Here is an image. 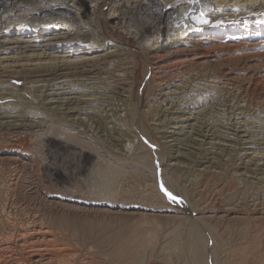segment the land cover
<instances>
[{
  "label": "rangeland",
  "instance_id": "rangeland-1",
  "mask_svg": "<svg viewBox=\"0 0 264 264\" xmlns=\"http://www.w3.org/2000/svg\"><path fill=\"white\" fill-rule=\"evenodd\" d=\"M3 1L8 254L264 264V0Z\"/></svg>",
  "mask_w": 264,
  "mask_h": 264
},
{
  "label": "bare ground",
  "instance_id": "bare-ground-1",
  "mask_svg": "<svg viewBox=\"0 0 264 264\" xmlns=\"http://www.w3.org/2000/svg\"><path fill=\"white\" fill-rule=\"evenodd\" d=\"M95 1V0H94ZM145 1V0H144ZM188 1V0H187ZM73 2V1H72ZM92 2H93V0H92ZM135 2V1H134ZM175 2V1H174ZM95 4H94V6L95 5H98V3H99V0H96L95 2H94ZM144 2H142V0H139V4H141V6H142V4H143ZM147 3H152V1H149V2H147ZM187 3H189L188 5V8L185 10V15H189V14H191V13H194L195 12V10H196V8L200 5V3L198 2V0H189ZM133 4V3H132ZM136 4V3H135ZM138 4V3H137ZM144 5V4H143ZM133 6V5H132ZM138 6V5H137ZM5 7V4H4V1L3 0H0V10H1V8H4ZM52 7V6H51ZM161 7V6H160ZM46 8H49V7H46ZM39 10H40V8H38ZM52 9H56V8H52ZM161 11L162 10H166L164 7H162L161 9H160ZM160 10L158 11V12H160ZM156 11V10H155ZM5 12V11H4ZM59 13V12H58ZM156 13V12H155ZM162 13V12H161ZM154 14V13H153ZM158 14V13H157ZM167 14V13H166ZM165 14V15H166ZM162 16V15H161ZM166 16H170V13L168 12V15H166ZM163 17H164V15H163ZM191 17H192V22L193 23H195V24H202V23H204L205 21H204V16L202 15V16H200V15H191ZM162 18V17H161ZM154 19V18H153ZM155 20V19H154ZM191 20V19H190ZM166 21H168V20H166ZM165 21V22H166ZM188 21V20H187ZM191 22V23H192ZM167 23V22H166ZM186 23H188V22H186ZM63 24V23H62ZM64 25L65 24H63V26H61V27H64ZM188 25V24H187ZM57 27V26H56ZM46 28H47V26H46ZM149 29V28H148ZM184 30V29H183ZM146 31V30H145ZM184 32V31H183ZM160 34V33H159ZM181 34V33H180ZM12 124V123H11ZM15 125V124H14ZM14 128V127H13ZM16 128V127H15ZM7 133V132H6ZM37 230H39V229H34V232H32L30 235H32V237H34V236H36L35 238L39 241V236H44V235H42L41 234V232H39V231H37ZM45 234V233H44ZM22 238H24L23 237V235H22ZM45 238V237H44ZM32 240V241H29V242H32V244L31 243H29L30 245L28 246L29 247V252L31 251L32 253H34V256L37 258V257H43L44 256V254L42 253V251L44 250L43 248H41L40 246H42V245H37L36 243H37V240ZM21 240V239H20ZM21 241H23V240H21ZM41 241V240H40ZM43 241V240H42ZM23 243V242H22ZM39 243V242H38ZM42 242H40V244H41ZM24 244V243H23ZM21 245V247L22 246H24V245ZM46 244V243H45ZM51 245V244H50ZM6 246V245H5ZM44 246V245H43ZM12 248V247H11ZM43 249V250H42ZM8 246L6 247V248H4V246L1 244L0 245V264H2V261L4 260V259H8L7 260V262L5 263V264H13L12 263V261H11V263H10V260L12 259H14L15 261H17V263H15V264H21L19 261H20V259L19 258H17V256L15 257L14 255V257H12L10 254H8ZM13 250V249H12ZM12 252H14V251H12ZM28 252V251H27ZM52 255V254H51ZM53 257V256H52ZM39 260V259H38ZM52 262H54V261H52ZM4 263V262H3Z\"/></svg>",
  "mask_w": 264,
  "mask_h": 264
},
{
  "label": "snow or ice",
  "instance_id": "snow-or-ice-1",
  "mask_svg": "<svg viewBox=\"0 0 264 264\" xmlns=\"http://www.w3.org/2000/svg\"><path fill=\"white\" fill-rule=\"evenodd\" d=\"M164 191H165V194L168 195L170 199H175V197H173L171 193H167L166 190H164Z\"/></svg>",
  "mask_w": 264,
  "mask_h": 264
}]
</instances>
